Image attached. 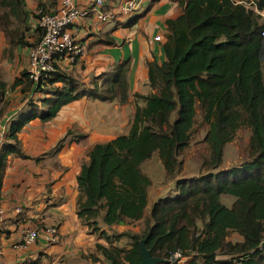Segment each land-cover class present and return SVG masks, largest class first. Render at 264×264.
I'll use <instances>...</instances> for the list:
<instances>
[{"label":"trees","instance_id":"obj_1","mask_svg":"<svg viewBox=\"0 0 264 264\" xmlns=\"http://www.w3.org/2000/svg\"><path fill=\"white\" fill-rule=\"evenodd\" d=\"M246 3L179 0L180 13L165 21L163 60L148 63L153 92L135 94L142 105H136L127 133L94 144L76 178L77 217L107 244H94V252L87 254L92 261L139 264L144 239L151 256L164 259L160 264L176 250L186 257L183 264H264V0H253L262 13ZM140 5L118 21L132 25ZM0 7L2 22L13 18V29L3 27L9 43L30 50L42 37L41 28L29 24L35 12L23 0H0ZM126 70L124 61L89 85L58 66L35 83L26 68L10 84L0 75V114L7 108V92L17 90L25 97L0 142V188L7 157H26L18 134L27 123L51 120L64 105L83 97L124 104ZM198 118L206 125L208 150L200 173L177 180L175 194L152 202L145 219L151 180L141 164L156 152L166 175L176 177L182 167L178 158ZM241 128L250 131L247 157L222 168L225 146ZM221 196H232L231 206ZM99 215L109 227L144 218L145 228L109 233L100 229ZM232 233L240 239L231 240ZM122 237L126 247L116 244Z\"/></svg>","mask_w":264,"mask_h":264},{"label":"crops","instance_id":"obj_2","mask_svg":"<svg viewBox=\"0 0 264 264\" xmlns=\"http://www.w3.org/2000/svg\"><path fill=\"white\" fill-rule=\"evenodd\" d=\"M23 1L30 11L37 7L52 11L58 6V0ZM89 1L76 0V3L83 5ZM105 1L113 3L115 0ZM140 4L138 18L132 25H127L126 20L102 24L92 18H82L72 27L85 43L86 51L73 65L64 61L61 69L89 85L93 77L107 74L126 61L127 100L119 104L83 97L64 105L53 119L32 120L19 132L20 148L26 157L15 154L7 157L0 188V208L4 211L0 264H100L87 257L94 252V244L103 243V239L98 233V236L91 233L77 217L76 178L94 144L127 133L136 105H142L135 94L153 92L148 85V63L162 62L165 21L180 13L179 0H141ZM158 34L163 37L161 42L153 40ZM15 94L11 101L19 97L17 90ZM23 104L14 109L7 107L0 114V127H4ZM11 110L13 112L9 113ZM77 135L84 137L77 139ZM149 200L148 191L145 211L152 204ZM47 226L57 228L59 239L56 242H49L40 233L35 241L21 246L26 230L42 232ZM100 229L110 233L129 227L115 224L102 225Z\"/></svg>","mask_w":264,"mask_h":264},{"label":"built area","instance_id":"obj_3","mask_svg":"<svg viewBox=\"0 0 264 264\" xmlns=\"http://www.w3.org/2000/svg\"><path fill=\"white\" fill-rule=\"evenodd\" d=\"M141 0H115L108 3L105 0H90L80 5L76 0H58V6L52 12L37 9L35 25L41 28L42 37L29 50L26 71L35 83L58 68H62L65 61L68 65L75 64L85 53L86 45L73 31L72 27L82 18H92L102 24L116 22L124 16L132 14L140 5ZM246 5L258 13L253 2ZM264 36V29L261 32ZM154 41H162L161 35L154 36ZM5 126L0 127V137H3ZM4 222V211L0 208V229ZM38 229H28L22 234L21 246L26 247L43 233L49 242H56L58 231L55 226ZM186 257L176 250L169 254L164 264H183Z\"/></svg>","mask_w":264,"mask_h":264},{"label":"rangeland","instance_id":"obj_4","mask_svg":"<svg viewBox=\"0 0 264 264\" xmlns=\"http://www.w3.org/2000/svg\"><path fill=\"white\" fill-rule=\"evenodd\" d=\"M4 13L5 10L0 7V18ZM34 17L35 13H33L29 19V24L33 29L35 26ZM12 19L13 18L9 15L8 19H6L5 22H2L0 20V75L1 78L9 84L12 82L15 76L19 75L22 70H25V68L27 67L29 54V48L26 49L22 47H14L13 45H11V43H9L8 41L7 36H5L3 32V27L13 29L14 24H12L11 22ZM32 40L33 39H30L31 42ZM96 77H93L91 81ZM7 93L8 95H6L5 103L7 104L8 108L14 109L16 105L19 106L21 103H23V100L25 99L24 95L19 94L17 100L11 101L17 96V94H15V91H9ZM11 112H13V110H11L9 113ZM205 130L206 125L201 124L200 118H198L195 124L194 131L191 135L190 144L181 152L180 157L178 158V160L182 161V167L181 170L178 171L176 177L171 178L166 175L156 152L153 153L150 159L146 160L141 164V170L146 173L151 180V184L148 188L150 194L149 203H151V201H156L158 198L174 195L175 183L177 180L183 178H190L200 173L202 160L208 154L207 146L203 140ZM249 136V129H239L235 138L225 146L223 162L221 165L222 168L231 167L246 159L248 153L247 144ZM2 139L3 137H0V141ZM221 200L227 206H231L232 202L234 201V198L232 196H221ZM149 209L150 208L146 209L145 211V219L147 218ZM145 219L143 218L136 222L125 223L124 226L129 227V229L126 230L132 232H140L145 228ZM97 222L100 228L102 225H105L102 223L101 215H99V217L97 218ZM114 232L116 231H113L112 233ZM97 233V231L94 232L95 235H97ZM229 238L234 241L240 239L236 233H232ZM102 242L103 244L107 245L104 240H102ZM114 243H116V241H114ZM116 244L119 246L126 247L127 239L122 237L117 241ZM219 258L222 259L223 256L221 255L219 256Z\"/></svg>","mask_w":264,"mask_h":264},{"label":"water","instance_id":"obj_5","mask_svg":"<svg viewBox=\"0 0 264 264\" xmlns=\"http://www.w3.org/2000/svg\"><path fill=\"white\" fill-rule=\"evenodd\" d=\"M139 246H140V251H139L140 262H139V264H160V263L164 262V259H162V258L151 256L149 250L147 249V247L145 245L144 239L140 240Z\"/></svg>","mask_w":264,"mask_h":264},{"label":"clouds","instance_id":"obj_6","mask_svg":"<svg viewBox=\"0 0 264 264\" xmlns=\"http://www.w3.org/2000/svg\"><path fill=\"white\" fill-rule=\"evenodd\" d=\"M239 2H242V1H239ZM253 2V1H252ZM246 3V2H245ZM37 9H42L44 12H49L48 10H46L45 8H43V7H37L35 10H34V12H35V17L36 16H38L37 14H36V10ZM34 21H35V19H34Z\"/></svg>","mask_w":264,"mask_h":264}]
</instances>
